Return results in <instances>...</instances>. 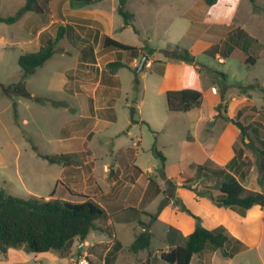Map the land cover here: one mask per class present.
I'll use <instances>...</instances> for the list:
<instances>
[{"label":"rangeland","instance_id":"374dc122","mask_svg":"<svg viewBox=\"0 0 264 264\" xmlns=\"http://www.w3.org/2000/svg\"><path fill=\"white\" fill-rule=\"evenodd\" d=\"M57 1L46 0L41 18L29 19L31 29L44 26L39 34L38 29L31 32L25 27L26 19L35 12L24 13L14 23L0 22V190L25 199L49 198L53 193L52 197L68 202L85 199L73 193L88 195L105 204L111 218L98 223L110 231L92 230L82 243L76 239L64 256L54 251L34 253L22 247L9 248L0 253V264H170L161 259L160 251L171 249L186 237L169 227L164 217L158 219L167 205L155 220L142 213L156 212L163 194L149 205L138 204L133 198L136 193L140 195L149 176L157 175L160 186H166L159 176L161 160L153 148L166 158V175L177 176L181 183L183 177L193 175L188 164L199 162L196 144H189L188 138L196 135L197 140L216 141L221 136L234 138L237 146H243L240 129L225 116L234 112L231 98L240 99L244 93L256 106L242 109L245 117L235 120L246 126L251 121L247 134L256 139L258 149L243 148L252 156L254 175L264 180L258 152V142L264 139V0H256L262 7L259 12L250 0H217L212 5L205 0H127L125 9L132 13L137 32L123 26L117 0L76 4L105 12L103 26L83 22L77 30L96 50L95 64L75 65L77 50L66 37L62 38L54 55L26 76L31 97L17 95L10 85L20 75L18 56L36 50L37 39L40 42L53 36L59 24L72 23V18L66 19L61 10L64 1L72 0ZM23 3L0 0V14L12 15ZM104 35L144 50L136 56L116 48L104 52ZM167 44L188 49L195 56L194 62L181 64L179 59L164 56L162 50ZM214 45L215 51H205ZM225 49H230L226 55L222 53ZM143 53L148 54L146 62L136 72ZM219 56L223 61L218 60ZM116 59L125 66L112 76L106 63ZM167 62L169 77L180 76L184 86L197 88L205 95L210 120L204 127L197 129L196 120L187 112L168 111L163 89L166 78L162 76ZM35 97L45 98L46 103ZM97 116L111 119L99 120L95 127ZM61 152H70L67 164L38 155ZM119 155H124L118 158L121 166L112 168ZM130 160L144 174L139 175L129 165ZM209 183L211 180L206 178L195 181L194 186L203 188ZM110 193L121 195L118 204H112ZM144 228L151 232L150 246L134 254L129 245ZM115 238L122 247L108 263L106 253ZM98 240L102 241L94 243ZM246 249H264V224L260 246ZM218 253L214 264H259L256 258L250 260L252 252L231 260H226L219 249ZM199 257L196 254L191 264H199Z\"/></svg>","mask_w":264,"mask_h":264},{"label":"trees","instance_id":"16d2710c","mask_svg":"<svg viewBox=\"0 0 264 264\" xmlns=\"http://www.w3.org/2000/svg\"><path fill=\"white\" fill-rule=\"evenodd\" d=\"M205 1L209 5H212L217 0ZM90 2L91 0H72L70 4L75 5ZM126 2L127 0H117V12L123 18L124 26L131 27L134 32H137L132 23V13L125 9ZM250 2L253 4L255 11L259 12L261 10L262 7L256 3V0H250ZM45 4L46 0L44 2L42 0H24V3L14 14H0V22L14 23L24 13L29 11L42 14L46 9ZM84 22L90 23L92 21L87 19ZM65 37L80 52L81 62L78 63V66L87 58L94 62L95 53L93 45L79 36L73 24H59L53 36H47L40 41L36 51L24 52L18 56L17 63L20 67V75L18 80L10 85V89L15 94L31 97L26 88V76L33 73L36 68L42 66L50 59L56 52L58 41ZM113 48L127 50L133 56L144 50V47H136L121 42L109 35H104L101 50L106 52L113 50ZM216 49L217 46L214 45L212 49L205 51L212 52V50L215 51ZM162 52L168 58H175L190 63L195 60V56L188 49L176 44H167ZM124 66L125 63L119 59L110 60L106 63V68L111 73H116L119 68ZM221 77L222 79L225 78L223 73H221ZM165 97L168 111L183 113L200 106L203 99L202 92L195 88L169 89L165 91ZM35 99L41 103H46V99L43 97H35ZM225 118L240 129L244 145L250 146L255 150L258 149V146L254 143L256 139L247 134L249 126L227 116ZM258 143L261 146L258 151L261 157V155H264V139L261 138ZM153 153L161 160L159 176L165 180L166 186H160L157 175L148 177L142 197L144 203L150 201L160 193L163 194V199L159 202L156 212L142 211V213L149 215L151 220H155L157 214L168 201L173 199L174 204L178 205L182 211L192 215L195 219L194 230L182 243L175 244L169 250L160 251L161 259L170 264H190L195 254L204 250L217 249L221 250L222 256L227 257L229 253L225 246L230 242L237 241V239L231 236L223 227L206 228L202 224L200 216L193 214L179 198H175V189L178 186L177 179L176 177L166 176L164 171L165 156L154 148ZM38 155L50 161L62 162L64 164H67V160L69 161L70 159L67 153H54L51 155L38 153ZM213 160L214 158L211 157L203 163L189 164L187 169L193 171V175L185 176L182 186L193 190L199 196L208 197L217 206L237 209L241 213H244L246 209L253 205H259L264 208V193L245 188L241 182L244 174L236 178L222 166L214 164ZM259 167L262 168L260 163ZM206 178L210 179L211 183L204 185L203 188L194 186L195 181H201ZM73 194H77L85 199L78 202H68L57 197H52L53 193L49 198L32 197L25 199L0 190V253H6L9 248L22 247L28 252L44 253L54 251L60 256H64L76 239L84 241L92 230L110 231V228L107 226L103 227L98 223L102 219H110V213L99 203L92 200L90 196L80 193ZM131 209L134 210L132 207ZM150 243L151 232L144 228L143 231L135 236L129 245V249L136 254L140 250L148 248ZM121 247V242L115 238L112 247L107 253L108 263Z\"/></svg>","mask_w":264,"mask_h":264},{"label":"crops","instance_id":"0c3cea01","mask_svg":"<svg viewBox=\"0 0 264 264\" xmlns=\"http://www.w3.org/2000/svg\"><path fill=\"white\" fill-rule=\"evenodd\" d=\"M100 1L101 0H91L90 3H99ZM53 2L57 3L58 1L53 0ZM65 2L67 3L66 6H65ZM75 5H71L69 1H64L61 7V10H62V15L65 16L66 19L67 17L72 18V23L71 21L70 23L75 26L76 30H78V27L79 26L81 27V25H83L84 20H87V19L91 20L92 22H97L98 24L103 26V17L105 16L104 11L97 9V8L87 9V7H83V6L76 7ZM77 5L79 6L80 4H77ZM41 16L42 15L38 13H36L35 15L31 14L26 19L27 21L25 22V27L31 30V32L38 29L37 33L39 34V32L43 29L44 26H41V28H38V26H36L35 28L31 29L30 28L31 24L28 21L32 19L36 21L37 18H41ZM80 27L79 29H81ZM37 43L38 45H37L36 50L38 49L39 43H40L38 42V39H37ZM36 50L34 49L33 51H36ZM95 52L96 50L94 49V53ZM229 52H230V49L228 50L225 49L223 50L222 53H225L226 55V53L228 54ZM217 54L218 52H215V55ZM75 57H76L75 65H77L79 62H81L80 52L78 50H77V54H75ZM84 60L85 61L83 62L85 63L95 64V62H92V60L89 58L84 59ZM218 60L223 61L221 56L218 57ZM184 63L185 61L181 62V64H184ZM169 64L170 62L166 63L165 69L163 70V74H162V76L166 78V86H164L163 88L164 91L169 90V89L194 88V87L184 86L182 84L183 82L180 79V76L169 77L167 75V67ZM193 67L197 68V66H193ZM116 73L114 74L112 73L111 75L116 76ZM202 95H203V99H202L200 106L192 108L189 111H187V113L196 120L197 129L198 127L200 128V126L204 127L206 124H208L210 120V113H209L208 107H206L204 103L205 95L203 94V92H202ZM231 99L234 102V112L230 114L229 118H232L234 120L237 119L238 116L239 118L245 117V113H241L242 109L248 106H250L248 107V109L255 108L256 106V104L252 102L250 96L244 93L240 95V99H237L234 97ZM110 119L111 118L97 116V119L95 120V127L99 125V120L109 121ZM250 122H247L248 126H250ZM193 137L194 139L188 138V142L189 144L191 143L196 144L195 148L199 151V158H198L199 162H197L198 164L203 163L208 158L213 157L214 164H216L217 166H222L224 169L232 173L236 178H239L241 174H244L243 179H241V182L245 188L250 189V190L260 191L264 193V190H263L264 180H262V178L258 179L257 175H254L251 169L252 167L251 157L252 156H250L247 152H245L243 148V146H246V145L243 144V146H237V143L234 138L230 140L226 137H221V136L216 141L213 139L209 140L208 138L197 140L196 135H194ZM253 150L255 151V149ZM61 153L70 154V152H61ZM124 155L123 157L119 155L117 159L115 160V164H111V167L112 168L120 167L121 164L120 162H118V158L120 157L124 158ZM259 163L262 165L261 169L264 171V155H261V160L259 161ZM129 165L133 169L138 171L140 173L139 175L144 174L141 167L131 162V160L129 161ZM178 175H181V173H179ZM172 177H176L177 179V176H172ZM184 178L185 177H183V180ZM183 180L181 181V183H179L177 179L178 186L175 189V195H176L175 198L176 197L179 198L193 214L200 216L202 224L206 228L213 229L216 227H223L231 236L237 239V241H233L227 244V245L233 244L234 247L230 249H226L229 255L227 257H224V256L223 257L226 260H231L232 258L237 257L242 253L252 252V256L250 260H254V258H256L259 264H264V249H246V248H258L260 246L262 228L264 224V208L259 205H253L250 208L246 209L244 213H241L237 209H233L230 207L217 206L208 197L199 196L193 190L183 187L182 186ZM114 182L115 181H112V184H114ZM145 188L146 186L144 187V189H142V191L140 192V195L139 194L137 195L136 193V196L133 198L136 199L137 203L141 205H147V204L149 205L150 203L156 202L157 196H155L150 201L144 203L142 197H143ZM120 197H121L120 194L114 193V194H111L109 198L112 204H115V203L118 204ZM125 200H128V199L126 198ZM157 203L159 204V202ZM99 204L108 212V209L106 208L104 203L100 202ZM166 205L167 206L159 213L158 219H162L164 217V219L168 221L169 227L175 228L176 231L180 232V234H182L183 237H187L195 228L194 217L182 211L178 205L174 204L173 199H170L168 204ZM101 241L102 240H98L94 243L101 242ZM94 243L90 244V246L93 245ZM120 250L121 249H119L115 255L118 256ZM206 251L210 253H205ZM107 253H106V256H107ZM198 254L201 255V257H199L200 258L199 264H214L215 256L220 253H218V249H217V250H204ZM202 254H204V257ZM195 255L192 257V260L195 257ZM254 255L255 257H253Z\"/></svg>","mask_w":264,"mask_h":264},{"label":"water","instance_id":"95a60500","mask_svg":"<svg viewBox=\"0 0 264 264\" xmlns=\"http://www.w3.org/2000/svg\"><path fill=\"white\" fill-rule=\"evenodd\" d=\"M145 62H146V54L143 53L141 62L139 64V67L136 69V72H139V70L142 69V67L144 66ZM80 242L82 243L83 241L81 240Z\"/></svg>","mask_w":264,"mask_h":264},{"label":"built area","instance_id":"2783aa9c","mask_svg":"<svg viewBox=\"0 0 264 264\" xmlns=\"http://www.w3.org/2000/svg\"><path fill=\"white\" fill-rule=\"evenodd\" d=\"M80 262H81V263H83L84 261H83V260H81Z\"/></svg>","mask_w":264,"mask_h":264}]
</instances>
